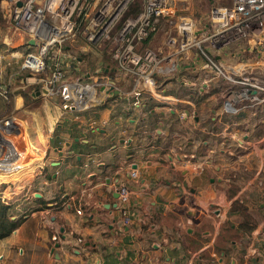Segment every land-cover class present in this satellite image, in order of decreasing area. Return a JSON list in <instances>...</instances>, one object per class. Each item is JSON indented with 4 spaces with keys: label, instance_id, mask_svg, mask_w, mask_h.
Instances as JSON below:
<instances>
[{
    "label": "crops",
    "instance_id": "1",
    "mask_svg": "<svg viewBox=\"0 0 264 264\" xmlns=\"http://www.w3.org/2000/svg\"><path fill=\"white\" fill-rule=\"evenodd\" d=\"M20 53L0 65V116L26 124L35 155L0 177L22 178L1 195L19 225L0 239V264H264V104L228 111L226 84L196 60L162 77L159 96L112 70L113 92L64 111L57 96H27Z\"/></svg>",
    "mask_w": 264,
    "mask_h": 264
},
{
    "label": "built area",
    "instance_id": "2",
    "mask_svg": "<svg viewBox=\"0 0 264 264\" xmlns=\"http://www.w3.org/2000/svg\"><path fill=\"white\" fill-rule=\"evenodd\" d=\"M7 1L13 29L24 34L28 44L21 62L22 72L29 76L24 87L57 96L64 111H83L100 103L97 88L113 92L112 70L132 77L137 92L159 96L162 77L196 60L200 70L227 85L220 87L226 90L228 111L246 109L245 103L264 104V0H231L229 5L221 0ZM193 2L201 8L196 16L191 13ZM80 30L88 43L106 50L108 61L85 78L69 80L64 66L71 64L62 62L70 49L65 43L78 37ZM159 33L163 45L154 47L151 42ZM14 53L0 51V65L11 63ZM4 87L0 84V94L8 97L9 85ZM18 120L14 114L0 116V177L29 166L25 143L21 146L18 140L24 136ZM138 175L131 173L133 178ZM12 185L0 184V189ZM118 194L122 220L128 225L132 191L122 185Z\"/></svg>",
    "mask_w": 264,
    "mask_h": 264
},
{
    "label": "rangeland",
    "instance_id": "3",
    "mask_svg": "<svg viewBox=\"0 0 264 264\" xmlns=\"http://www.w3.org/2000/svg\"><path fill=\"white\" fill-rule=\"evenodd\" d=\"M221 2L224 5H229L231 3V0H221ZM192 10L191 13L193 15H198L201 13V8L199 9L197 2H193L192 4ZM189 13V12H188ZM11 8H10V3L7 0H0V51L2 50H9L10 52L18 50L21 52L20 54L24 55L27 52V40H24L22 33L20 32H15L13 29L12 23H11ZM65 46L71 47L69 50L66 49L67 56H65V59H62V62L65 61V63L71 64V66L65 67V73H66V79H77V78H85L88 73H94L97 69L100 68L103 64H107L108 61V55L106 53V50L104 48L101 49L100 45L99 47L95 48L93 45L88 43V41L85 39V32L83 30L79 31V36L76 37L75 39L68 40L65 43ZM13 49V50H11ZM70 55V56H69ZM23 56V57H24ZM11 61H13V58L11 56L9 57ZM23 59V58H22ZM50 67L52 64V60L50 59ZM48 75H51V71H48ZM96 79L95 77H93ZM32 88V87H30ZM28 89V88H27ZM26 89V90H27ZM33 89L27 90V96L29 97V91H32ZM96 97H101V92L97 88L96 91ZM29 99V98H28ZM246 109H255L257 106H251L249 103H245ZM23 127L26 126L25 123L22 121L18 120ZM27 130V129H26ZM28 137L27 135H22L20 139L21 146L23 142L26 144L25 138ZM17 144L19 145L17 139H16ZM29 142V140L27 141ZM30 143V142H29ZM29 147L26 145V149ZM30 149V148H29ZM20 150L23 151V148L20 147ZM27 152V151H26ZM28 155L31 156L33 160V156L35 155L30 149L28 151ZM28 156V157H29ZM35 161V160H34ZM28 164V163H27ZM30 166V165H29ZM23 176V175H22ZM21 177L18 178L16 182H13L14 186L12 187L13 189H9V192L11 191H19V185L20 181L22 180ZM4 181L0 180V184H2ZM7 182V181H5ZM10 184V183H9ZM9 184H4L5 186H8ZM6 187H2L0 189V192H3ZM8 190V189H7ZM8 192V193H9ZM7 193V194H8Z\"/></svg>",
    "mask_w": 264,
    "mask_h": 264
},
{
    "label": "trees",
    "instance_id": "4",
    "mask_svg": "<svg viewBox=\"0 0 264 264\" xmlns=\"http://www.w3.org/2000/svg\"><path fill=\"white\" fill-rule=\"evenodd\" d=\"M19 221L13 219L10 205L0 199V239L10 236L18 227Z\"/></svg>",
    "mask_w": 264,
    "mask_h": 264
},
{
    "label": "water",
    "instance_id": "5",
    "mask_svg": "<svg viewBox=\"0 0 264 264\" xmlns=\"http://www.w3.org/2000/svg\"><path fill=\"white\" fill-rule=\"evenodd\" d=\"M18 5L21 6L22 5V2H19ZM31 44H34V41H31ZM40 94H41L40 92L37 93V95H40ZM57 246L59 247L60 245H57Z\"/></svg>",
    "mask_w": 264,
    "mask_h": 264
},
{
    "label": "bare ground",
    "instance_id": "6",
    "mask_svg": "<svg viewBox=\"0 0 264 264\" xmlns=\"http://www.w3.org/2000/svg\"><path fill=\"white\" fill-rule=\"evenodd\" d=\"M91 92L93 93V90Z\"/></svg>",
    "mask_w": 264,
    "mask_h": 264
}]
</instances>
